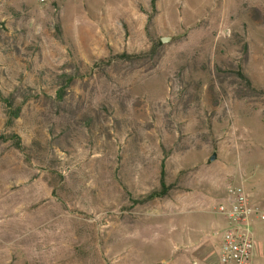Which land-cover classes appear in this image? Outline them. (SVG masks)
Segmentation results:
<instances>
[{"label": "rangeland", "instance_id": "rangeland-1", "mask_svg": "<svg viewBox=\"0 0 264 264\" xmlns=\"http://www.w3.org/2000/svg\"><path fill=\"white\" fill-rule=\"evenodd\" d=\"M155 1L151 46L132 53L145 56L106 63L97 38L124 0H0V91L22 105L9 124L0 103V264H173L184 244L213 256L221 190L263 185L264 0ZM161 164L171 189L139 203Z\"/></svg>", "mask_w": 264, "mask_h": 264}, {"label": "crops", "instance_id": "crops-1", "mask_svg": "<svg viewBox=\"0 0 264 264\" xmlns=\"http://www.w3.org/2000/svg\"><path fill=\"white\" fill-rule=\"evenodd\" d=\"M63 1V0H61ZM131 5L128 12L121 15L122 18L106 24L103 28L102 34L97 38L98 43L96 48L101 52L96 53L97 56H107L110 53L120 54L125 52L127 54L136 53L148 49L149 43L147 34H151L150 26L155 22L158 14V6L154 0H124ZM56 5V4H55ZM152 8L155 14L152 15ZM150 19V21H149ZM158 34V40L162 38ZM169 36V35H168ZM171 39V36H169ZM212 185V184H211ZM225 186L222 191V196L225 194ZM240 186L243 187L248 195L251 205L257 208L260 212L264 210V183H253L250 187L244 185L242 181ZM211 188L213 186H210ZM216 189V188H214ZM188 199V198H186ZM219 201H222L219 199ZM258 222H253L251 227L252 237L254 242L253 256L255 255V236L254 227L257 230ZM204 249L202 244H184L179 246L176 251L173 264H213L216 253L212 256L211 247ZM212 258V259H211Z\"/></svg>", "mask_w": 264, "mask_h": 264}, {"label": "built area", "instance_id": "built-area-1", "mask_svg": "<svg viewBox=\"0 0 264 264\" xmlns=\"http://www.w3.org/2000/svg\"><path fill=\"white\" fill-rule=\"evenodd\" d=\"M57 0H38L40 6L55 5ZM217 204V213L225 224L220 235L213 264H252L254 242L252 237L253 219L264 221V213L251 205L242 186H228Z\"/></svg>", "mask_w": 264, "mask_h": 264}, {"label": "trees", "instance_id": "trees-1", "mask_svg": "<svg viewBox=\"0 0 264 264\" xmlns=\"http://www.w3.org/2000/svg\"><path fill=\"white\" fill-rule=\"evenodd\" d=\"M57 34H59V38L61 36L59 26L56 29ZM145 56V54H127L125 52H122L120 54H114L111 56L106 63L111 62V60H117V61H126V62H132L138 59H141ZM62 87L58 90V98H61L65 94L66 85L71 83L72 78L70 76H67L64 74L61 78ZM0 103L4 107V112L7 118V123H12L14 120H16L21 112V104L15 105L14 99L12 97L4 96L3 93L0 91ZM13 141V145L19 149V138L15 135L11 136ZM171 189L170 185H165L164 182V171H163V164H161V171H160V177H159V190H153L146 196H144L141 200L138 202L141 204H145L147 202L153 201L154 199H161L166 196L167 192Z\"/></svg>", "mask_w": 264, "mask_h": 264}, {"label": "water", "instance_id": "water-1", "mask_svg": "<svg viewBox=\"0 0 264 264\" xmlns=\"http://www.w3.org/2000/svg\"><path fill=\"white\" fill-rule=\"evenodd\" d=\"M161 40H162V41H165L166 38H162ZM215 159H216V154L213 153L212 156H210L208 160L211 162V161H213V160H215Z\"/></svg>", "mask_w": 264, "mask_h": 264}]
</instances>
